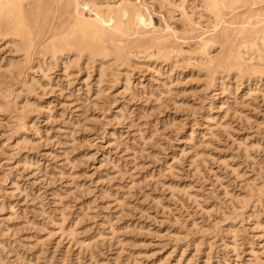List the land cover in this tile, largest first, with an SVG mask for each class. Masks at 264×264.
<instances>
[{
  "label": "rangeland",
  "instance_id": "1",
  "mask_svg": "<svg viewBox=\"0 0 264 264\" xmlns=\"http://www.w3.org/2000/svg\"><path fill=\"white\" fill-rule=\"evenodd\" d=\"M133 1L148 20L120 55L29 54L0 28V264H264V43L228 31L264 1L219 26L204 0Z\"/></svg>",
  "mask_w": 264,
  "mask_h": 264
},
{
  "label": "bare ground",
  "instance_id": "2",
  "mask_svg": "<svg viewBox=\"0 0 264 264\" xmlns=\"http://www.w3.org/2000/svg\"><path fill=\"white\" fill-rule=\"evenodd\" d=\"M56 1L57 0H52L51 2L49 0L48 1L37 0L36 4L33 3L35 4L34 8H32V10L30 8L29 11L24 6L23 0H0V28H3V31L12 37V39L16 43L15 44L16 46L23 48V50H25L29 54L30 51L38 48L39 52L42 51H44L43 53L49 52L52 56H56V54L62 53V51L64 50L66 51L75 50L76 52L79 51L80 54L81 51L83 52L85 51L89 55H93L94 57L101 56L104 58L105 56L111 53L113 54L118 53V55H120L119 51L122 48V46L120 45H122L123 43L125 44L126 38L132 36L131 34L138 33V29H139L138 27H140L139 25L141 26L142 24L145 25L144 20L145 21L148 20L145 19L147 18V14H144L145 11L142 9L144 11L143 12L141 9H139V7L136 5V3L133 0H118V2H116L115 4H105V5H97L96 3H94V1L86 2L83 0L82 1L84 2L83 6L80 5V3H78L79 2L78 0L77 1L73 0L72 2L68 0L65 1L66 5L64 4L65 7L69 9V11L67 10L68 12L65 10V12L68 13L69 15L66 19V22L63 25H61V27L53 28L52 19L53 17H55L54 15L57 11L55 6ZM261 1L264 0H204L203 2L205 3L204 6H206V11L209 10L210 11L209 13H212V15L215 16L214 17L216 18V20H214L216 22L215 25H218L223 21L221 17L223 16L225 10H228L227 12L231 10L233 11V8L235 7L237 8L238 5L241 6L242 4L255 6L256 3H259L260 5ZM84 6L88 8L87 10L89 12H93V16H90L91 15L90 13H89L90 15L87 14L88 11L87 13H85L87 15L86 16L84 15L82 8ZM253 12L251 14H244L243 12V15L242 14H240L241 16L238 15V18L236 20L234 19L233 21L232 18L231 21L235 22L236 26L234 28L228 26L227 27L231 28V30L228 31H230V33H232L236 38H238L243 43V47L245 45L249 49L255 50L256 52L257 51L256 46L258 45H256L255 40H258V42L259 40H261L264 43V11H261V9L259 10L256 9L255 10L256 13ZM253 16L255 17V19H252L254 18ZM228 21L230 22V19ZM39 22L41 25L38 24ZM38 25H40L39 26L40 28L38 27ZM45 26H47V29L44 31V33H42L43 29L46 28ZM227 27H223L222 29L221 27H219V29H221L220 33L217 31V34L219 33V35H216V33L213 32L216 35V37L213 34L212 37L210 38L212 41L211 40L210 41L212 43L214 42L213 45L215 44L216 41L217 43L218 42L225 43L226 50H224L223 54L221 55L220 62H225L224 63L225 66H228L227 64H229V66L234 68L235 71L237 70L241 72V70L244 68V67L241 68L242 65L241 63L243 60L241 59L242 60L241 61L239 59L238 54L234 53L235 52L234 50L232 52L229 46H227L230 43L229 41L230 38L228 36V32L226 31V29H228ZM201 52L202 53H200V56L206 55L205 48L201 50ZM91 57L92 56H90V58ZM211 60L212 59H209L210 62H214L213 60L212 61ZM207 61L208 60H206V62ZM208 62L206 64L210 65L211 63ZM243 63L246 64V62ZM258 63L255 62L254 64L253 63L250 64L249 66H251L252 68L249 69H252L253 72L254 71L258 72L259 69L261 71H264V69L262 70L261 65ZM245 68H248L247 65ZM12 69L10 70L12 71ZM11 71L8 72L11 73ZM103 71L104 70L101 67L100 75H103L102 74ZM258 73L261 74L260 71Z\"/></svg>",
  "mask_w": 264,
  "mask_h": 264
}]
</instances>
